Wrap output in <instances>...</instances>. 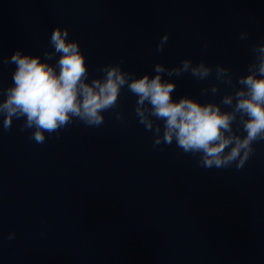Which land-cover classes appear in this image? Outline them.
Returning a JSON list of instances; mask_svg holds the SVG:
<instances>
[{
  "label": "clouds",
  "instance_id": "clouds-1",
  "mask_svg": "<svg viewBox=\"0 0 264 264\" xmlns=\"http://www.w3.org/2000/svg\"><path fill=\"white\" fill-rule=\"evenodd\" d=\"M169 36L165 33L161 37L156 45L158 53L163 52ZM68 37V29L57 26L50 37L53 51L44 52L45 60L16 50L0 61L15 65L12 84L0 89V116L5 130L11 129L14 119H23L20 130L32 129L30 139L42 144L45 133L58 134L74 120L99 127L104 123L103 113L118 108L121 91L126 88L137 97L134 113L145 130L153 134V147L175 142L184 154L198 156L199 165L205 169L235 165L239 170L254 154V144L264 141V43L251 45L246 74L235 75L221 64L213 68L204 60L194 64L185 58L172 68L156 63L154 75L139 77L124 71L121 61L103 66L98 69L102 76L89 80L80 44ZM248 37L249 33L241 32L239 39ZM57 55L55 64L48 62ZM185 73L197 82L214 75L217 83L203 88L202 95H218L221 85L229 91L219 103H202L187 95L174 99L177 85L163 77ZM116 119H123L120 112H116Z\"/></svg>",
  "mask_w": 264,
  "mask_h": 264
}]
</instances>
